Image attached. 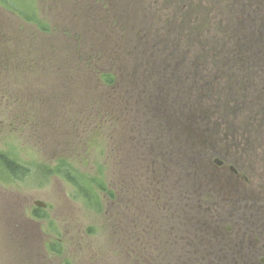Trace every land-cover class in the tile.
I'll return each instance as SVG.
<instances>
[{
    "label": "rangeland",
    "instance_id": "1",
    "mask_svg": "<svg viewBox=\"0 0 264 264\" xmlns=\"http://www.w3.org/2000/svg\"><path fill=\"white\" fill-rule=\"evenodd\" d=\"M100 1L5 0L25 15L34 2L44 32L0 7V149L30 167L22 179L0 181V264H233L202 258L203 242H193L198 259L186 258L197 247L186 241L201 231L188 232L197 215L187 212L190 151L177 126H193L197 116L177 113L194 98L176 92L182 80L164 82L174 71L149 64L165 45L166 64L186 60L197 69L185 80L211 78L212 62L244 61L264 40L242 39L239 23L182 20L195 7L218 11L206 0L182 1L173 14L145 0ZM62 160L103 180L100 212L49 169ZM36 201L45 206L36 210Z\"/></svg>",
    "mask_w": 264,
    "mask_h": 264
},
{
    "label": "flooded vegetation",
    "instance_id": "2",
    "mask_svg": "<svg viewBox=\"0 0 264 264\" xmlns=\"http://www.w3.org/2000/svg\"><path fill=\"white\" fill-rule=\"evenodd\" d=\"M182 1L186 0H145L147 6L169 7L171 14ZM206 1L218 11L207 13L210 8L199 11L195 7L182 20L193 16L202 23H226V28L239 23L242 39L255 37L263 42L264 31L259 28L264 25V0ZM157 48L149 67L174 71L164 82L169 83L171 77L182 80L174 85L176 92L181 98H194L190 109L178 112V117L190 112L192 118L197 116L193 126H183L182 121L177 126L180 147L190 151V157L184 159L188 168V174L183 175L188 179L185 191L192 185L195 194L190 192L188 198L187 212L197 215L188 232L191 237L201 231L199 239H191V243L188 239L185 246L203 242L207 252L201 257L210 262L264 264V48L260 44L241 62H212L213 77L197 75L194 80L184 79V74L194 69L189 67L190 62L166 64V46ZM208 74L211 76L210 71ZM215 139L220 141L213 142ZM219 145L222 148H216ZM237 146V154H231L230 149ZM200 214L208 215L203 222ZM132 230L129 226V232ZM198 251L197 246L186 258L198 259Z\"/></svg>",
    "mask_w": 264,
    "mask_h": 264
},
{
    "label": "trees",
    "instance_id": "3",
    "mask_svg": "<svg viewBox=\"0 0 264 264\" xmlns=\"http://www.w3.org/2000/svg\"><path fill=\"white\" fill-rule=\"evenodd\" d=\"M31 3V4H30ZM27 6L28 11L30 12V15L23 14L18 8L15 6H12L11 3H6L5 0H0V6L1 8H9L10 11L14 12L18 18L22 19L24 22L33 23L38 26V28L41 31H46V28L44 26L43 21L37 16V9L38 6L35 8V3L30 2ZM6 6V7H4ZM38 10V9H37ZM11 12V13H12ZM82 36L79 37V41H82ZM76 38H78V35H76ZM11 60V59H10ZM8 58L6 57L4 62L1 61V65H9ZM17 61V60H16ZM100 78L105 81V83H112L113 77L111 74H101ZM17 156V155H16ZM16 156L11 155L8 152H5L4 150L0 149V181H15L17 179H22L23 177L27 176L30 172V167L26 165L23 161H21ZM53 172L58 173L60 176H62L66 181H68L70 184L73 185L74 188V196H81L86 203H88L91 207L97 208V211L100 212L101 210V198L98 196L101 191L107 192V188L104 186V182L101 179L100 181L94 179H90L87 174H83L79 172L78 170H75L72 166L67 164L64 160L60 161L56 166L53 168H49ZM88 182L89 184H94V186H90L91 190H95L93 195L90 194L89 190L86 188L85 184ZM95 187V189H94ZM36 210H40L39 208H36ZM38 217L42 218V215L36 214ZM35 215V216H36ZM37 217V218H38ZM49 248L56 252V254H61V243L51 242L48 244ZM65 264H68L67 261H65Z\"/></svg>",
    "mask_w": 264,
    "mask_h": 264
},
{
    "label": "water",
    "instance_id": "4",
    "mask_svg": "<svg viewBox=\"0 0 264 264\" xmlns=\"http://www.w3.org/2000/svg\"><path fill=\"white\" fill-rule=\"evenodd\" d=\"M36 204H37V205L44 206V204H43V203H41V202H39V201H37V202H36Z\"/></svg>",
    "mask_w": 264,
    "mask_h": 264
}]
</instances>
